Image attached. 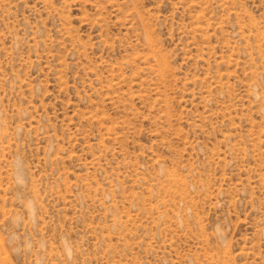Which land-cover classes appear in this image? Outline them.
<instances>
[{
  "label": "rangeland",
  "instance_id": "obj_1",
  "mask_svg": "<svg viewBox=\"0 0 264 264\" xmlns=\"http://www.w3.org/2000/svg\"><path fill=\"white\" fill-rule=\"evenodd\" d=\"M0 264H264V0H0Z\"/></svg>",
  "mask_w": 264,
  "mask_h": 264
}]
</instances>
